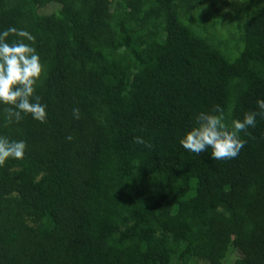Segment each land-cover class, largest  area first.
I'll return each mask as SVG.
<instances>
[{
	"label": "trees",
	"instance_id": "1",
	"mask_svg": "<svg viewBox=\"0 0 264 264\" xmlns=\"http://www.w3.org/2000/svg\"><path fill=\"white\" fill-rule=\"evenodd\" d=\"M198 7L0 0V31L35 38L47 106L6 124L0 104V136L27 145L0 166V264H264V115L233 159L180 144L217 105L229 128L261 111L264 4L226 35Z\"/></svg>",
	"mask_w": 264,
	"mask_h": 264
},
{
	"label": "clouds",
	"instance_id": "2",
	"mask_svg": "<svg viewBox=\"0 0 264 264\" xmlns=\"http://www.w3.org/2000/svg\"><path fill=\"white\" fill-rule=\"evenodd\" d=\"M10 36L20 39L9 42ZM25 40L34 43L35 38L28 31L15 27L0 31V104L7 106L3 109L6 124L19 123L22 114H30L41 123L47 118V106L35 95L44 65L36 49ZM257 106L261 110L259 113H245L243 121L234 120L231 128L225 123L223 109L218 105L211 112H200L195 126L185 133L180 144L196 154L210 148L211 158L215 160L233 159L245 143L238 134L250 126L255 127L256 116L264 115V100H258ZM73 114L78 119L79 109L74 108ZM135 143L147 146L142 137H135ZM26 147L23 140L13 141L0 136V166L10 158L23 159Z\"/></svg>",
	"mask_w": 264,
	"mask_h": 264
},
{
	"label": "rangeland",
	"instance_id": "3",
	"mask_svg": "<svg viewBox=\"0 0 264 264\" xmlns=\"http://www.w3.org/2000/svg\"><path fill=\"white\" fill-rule=\"evenodd\" d=\"M198 10L194 9L189 15L196 17L194 22L199 27L205 25L210 26L212 19H216L218 30L225 32L234 30L237 22L244 20L249 14L255 12L264 2L260 3L258 0H198ZM198 5V4H197ZM50 9V8H48ZM196 12V13H195ZM193 17V18H194ZM236 258L233 257L232 250L229 251L228 256L222 264H234ZM10 259L6 258L4 264H9Z\"/></svg>",
	"mask_w": 264,
	"mask_h": 264
}]
</instances>
